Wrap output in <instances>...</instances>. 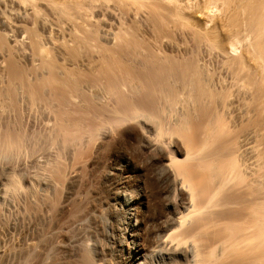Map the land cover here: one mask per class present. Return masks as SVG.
I'll return each instance as SVG.
<instances>
[{
  "label": "bare ground",
  "instance_id": "1",
  "mask_svg": "<svg viewBox=\"0 0 264 264\" xmlns=\"http://www.w3.org/2000/svg\"><path fill=\"white\" fill-rule=\"evenodd\" d=\"M0 264H264V0H0Z\"/></svg>",
  "mask_w": 264,
  "mask_h": 264
},
{
  "label": "rangeland",
  "instance_id": "2",
  "mask_svg": "<svg viewBox=\"0 0 264 264\" xmlns=\"http://www.w3.org/2000/svg\"><path fill=\"white\" fill-rule=\"evenodd\" d=\"M197 18H199V15L198 16H196ZM200 19H203V18H200ZM136 174L139 176V178L141 179V181L144 183L143 185H145V182H146V177L143 179L142 178V175H141V173L140 172H136ZM148 179L150 178V176L149 177H147ZM153 180V178H150V180L149 181H151L152 183H154V181H152ZM155 184V183H154ZM154 184H152L153 186H154V190L153 191H151V187L153 188V186H148L149 188H147L149 191H151L150 193H147L148 195H149V201H150V208L149 209H151V211H152V207H153V205H155V207L157 208V211H161L162 210V202H161V198H162V195H161V193L158 191V187L157 186H155ZM157 189V190H156ZM147 190V192H149ZM156 193H155V192ZM153 204H152V203ZM102 242H103V240H101Z\"/></svg>",
  "mask_w": 264,
  "mask_h": 264
}]
</instances>
